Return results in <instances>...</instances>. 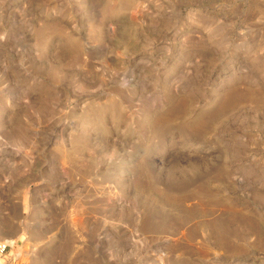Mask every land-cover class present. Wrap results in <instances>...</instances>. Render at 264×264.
Wrapping results in <instances>:
<instances>
[{"label":"rangeland","instance_id":"1","mask_svg":"<svg viewBox=\"0 0 264 264\" xmlns=\"http://www.w3.org/2000/svg\"><path fill=\"white\" fill-rule=\"evenodd\" d=\"M5 264H264V0H0Z\"/></svg>","mask_w":264,"mask_h":264},{"label":"built area","instance_id":"2","mask_svg":"<svg viewBox=\"0 0 264 264\" xmlns=\"http://www.w3.org/2000/svg\"><path fill=\"white\" fill-rule=\"evenodd\" d=\"M6 261L15 263L16 259L10 255V245L5 241H0V264H5Z\"/></svg>","mask_w":264,"mask_h":264}]
</instances>
